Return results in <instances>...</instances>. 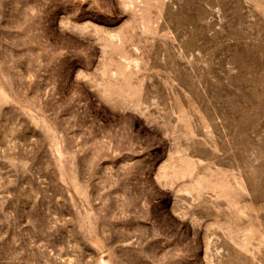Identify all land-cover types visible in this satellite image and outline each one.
<instances>
[{
  "label": "rangeland",
  "instance_id": "obj_1",
  "mask_svg": "<svg viewBox=\"0 0 264 264\" xmlns=\"http://www.w3.org/2000/svg\"><path fill=\"white\" fill-rule=\"evenodd\" d=\"M0 264H264V0H0Z\"/></svg>",
  "mask_w": 264,
  "mask_h": 264
}]
</instances>
